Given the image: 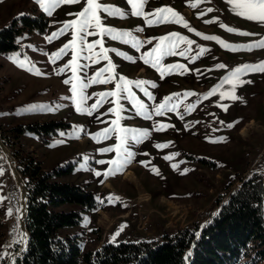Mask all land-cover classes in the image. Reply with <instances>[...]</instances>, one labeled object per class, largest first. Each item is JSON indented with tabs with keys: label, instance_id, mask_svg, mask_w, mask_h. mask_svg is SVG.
<instances>
[{
	"label": "rangeland",
	"instance_id": "374dc122",
	"mask_svg": "<svg viewBox=\"0 0 264 264\" xmlns=\"http://www.w3.org/2000/svg\"><path fill=\"white\" fill-rule=\"evenodd\" d=\"M99 2L115 6L125 13L131 11V6L126 0ZM33 6L40 8L35 0H0V26L9 25L13 17L25 14ZM84 6L85 0L72 5H60L51 16L48 15L50 28L46 34L26 35L19 40L17 49L8 54H0V79H3V88L0 91V125L4 130H9L18 124L52 120H63L70 124V127L60 129L57 134L48 137L47 142L34 134L25 135L23 142L36 153L45 170L70 162L75 163L74 173L64 180L88 186L96 195L99 207L84 212L81 225L71 228L72 233L81 235L85 251H94L104 242H113V234L122 225L123 230L113 243L161 242L165 233L174 234L182 229H190L199 234L218 213L220 204L228 194L238 188L243 178L253 172L264 175V73L253 72L242 77L251 83L237 85L235 95L241 99H222L220 95L232 87L223 83L229 71L244 63L264 61V49L232 51L224 48L218 41L204 39V35L220 37L233 45L248 44L264 38V24L238 16L231 10L227 0H147L144 12L149 13L156 8L169 6L183 16L191 28L203 34L200 36L185 28L183 23L147 25L143 17H109L101 11L102 23L106 26L129 30L142 41L151 40V43H144L136 49L122 40H112L106 35L103 37L105 48L118 49L119 52L133 57V60H128L115 52L108 53L116 66L114 71L118 74L117 78L122 75L129 80L151 81L157 85H145L155 97L154 100L132 86V91L149 105L150 109L153 105L163 102L164 97L174 93H194L179 98V112L183 119L170 111L161 116H153L151 120L145 119L135 114L128 101L122 100L125 108L122 115L127 118L121 121V125L148 129L150 135L142 143L133 146L132 150L137 155L122 171L105 178L103 175L95 176L94 172L104 173L109 165L98 164L97 161L113 159L115 153H101L98 149L112 146L117 141L113 136L111 139L97 142L92 139V135L111 125V121L116 117L115 114L109 113L108 109L115 105L104 103L92 115H87L77 112L70 100L61 99L72 94L70 86L63 83L64 79L71 78L72 73L67 71L57 74L54 69L63 67L71 59L72 51L69 50L67 55L55 63L50 62L49 56L67 43L72 38V33L69 32L51 42L46 39L62 27L63 21L75 19L69 14L81 11ZM209 8L213 11L208 12ZM206 20L216 22L205 23ZM221 23L256 35L229 32L220 27ZM139 28H143V31H137ZM173 32L186 36L195 43L191 45L190 55L169 56L162 61L163 65L183 64L186 70L166 73L161 78L160 72L150 64H145L141 56L158 43L156 38ZM100 38L89 36L87 39L88 42H93ZM180 47L185 48L187 45L181 44ZM200 47L208 51L193 60L192 57L196 56ZM95 51H100L99 45ZM14 55H18L20 60L30 58L43 75L27 71V67L31 66L29 64H26L25 68L19 67L9 58ZM79 62L87 63L88 67L86 70H78L77 74L88 77L95 75L96 71L108 64L107 60H99L98 63L84 60ZM220 63L227 67L217 68L216 65ZM107 75L105 73V77ZM219 84H223V87L205 98V95ZM114 87L115 82L90 86L87 94L91 98L87 105L91 106L100 99L93 95L94 93L111 91ZM109 100L114 98L110 97ZM56 104L66 106L55 111H49L47 107H29ZM189 105H192L191 110H187ZM221 105L227 106V111ZM154 121L169 127L155 131ZM221 121L224 124H221ZM235 121L239 122L235 123L234 127H226ZM75 126H82L84 130L79 138L71 135ZM218 137H225L226 140L212 142ZM58 140H63L64 143L57 144ZM156 144L168 146L157 148ZM8 155V152H5L4 162L2 160L0 164L3 169V175H0V194L6 197L0 203V253L6 251L16 260L22 255L26 244L13 241L19 240V234H26V231L21 212V190L15 169L7 159ZM11 155L17 166V159L12 151ZM85 156L88 157L87 161L84 160ZM165 156H170L171 159L165 160ZM81 164H84L87 170L81 169ZM173 164L178 167L173 168ZM153 168L157 169L159 174L153 172ZM184 169L189 171L181 174ZM110 195L119 199L108 202L107 197ZM101 200L104 202L100 203ZM9 208H12L11 216L7 215ZM17 208L20 213H17ZM14 228L17 230L15 235ZM5 245L11 246L5 248ZM0 264H12V261L5 257L0 260Z\"/></svg>",
	"mask_w": 264,
	"mask_h": 264
},
{
	"label": "trees",
	"instance_id": "16d2710c",
	"mask_svg": "<svg viewBox=\"0 0 264 264\" xmlns=\"http://www.w3.org/2000/svg\"><path fill=\"white\" fill-rule=\"evenodd\" d=\"M49 28V16L33 6L13 17L9 25L0 26V54L17 49L24 36L46 34ZM0 127L2 141L17 159L27 189L29 239L15 264H264L262 173L243 178L199 234L182 229L165 233L161 242H104L94 251H85L81 235L72 233L71 228L81 225L84 212L99 207L96 195L88 186L64 180L74 173L75 163L45 170L36 153L23 142L27 134L47 142L70 124L52 120L18 124L9 130ZM0 157L1 164L5 159L1 147Z\"/></svg>",
	"mask_w": 264,
	"mask_h": 264
},
{
	"label": "snow or ice",
	"instance_id": "6c2138e0",
	"mask_svg": "<svg viewBox=\"0 0 264 264\" xmlns=\"http://www.w3.org/2000/svg\"><path fill=\"white\" fill-rule=\"evenodd\" d=\"M35 2L39 5V7L46 13L51 16L53 11L59 7L60 5L68 4H77L80 3L81 0H35ZM126 2L131 6L130 13H125L123 10L112 6L105 5L99 2V0H85V6L81 11L72 13L69 15H73L75 19L65 20L62 22V27H60L57 31L51 33V35L47 36L46 39L51 42L60 36H63L69 32L72 33V38L55 53H52L49 56V60L51 63H55L58 59L67 55L69 50L72 51L71 59L64 64L63 67H59L54 69L57 74H63L67 71H71V78L64 79L63 83L70 86V92L72 93L70 96L62 97L61 99L70 100L75 107V110L81 114L92 115L99 107H101L104 103H113L115 106L108 109L109 113L115 114V119L111 121V125L109 127L104 128L102 131H99L92 135V139L100 142L101 140H108L115 136L116 143L112 146L103 147L98 149L101 153H115L113 159L110 160H98V164H107L109 168L101 173L100 171H95L94 175L99 177L103 175L107 178L109 175H115L116 173L122 171L130 161L137 155L136 152L132 150L133 146L136 144H140L146 139L150 133L148 129H139L134 127H125L121 125V121L126 119L127 117L123 116L122 113L125 111L124 105L121 103L122 100L128 101L133 108V111L138 116H143L145 119L151 120L153 116H161L166 112H175L177 115H180L179 112V98L184 95H193L194 93L185 92V93H174L171 96L164 97L163 102L160 104H155L152 108H149V105L145 104L142 100H140L136 94L132 91V86L134 85L136 88L140 89L149 99L154 100L155 97L151 92L145 87L146 84L151 85L152 87H156L157 85L151 81L145 80H129L124 76L120 75L117 78L118 74L115 73V65L112 63L110 57L108 56L109 52H115L120 56H124L125 59L133 60V57L127 56L125 53L119 52L118 49L114 48H105L103 44V37L106 35L110 37L112 40H122L124 43H130L136 49H139L144 43H151V40L142 41L138 37L134 36L129 30H117L114 27L106 26L102 23V19L100 16V12L103 11L109 17H119L126 18L127 15L143 17L147 25L160 24V23H183L185 28H189L190 31L196 32V29L191 28L186 21H184L183 16H181L178 12L173 10L169 6H163L160 8L154 9L152 12L146 13L144 12V6L147 3V0H126ZM227 3L230 5L231 10L236 13L240 17H244L249 21H258L264 24V0H227ZM195 7V5H193ZM208 12L213 11V9H207ZM23 15V13L21 14ZM203 15V13H201ZM152 17V18H150ZM215 20H206L205 23H214ZM221 28H225L229 32L237 33L240 35H256L255 33H249L247 31H243L240 29H236L233 27H229L223 23L220 24ZM137 31H143V28L137 29ZM196 35H203L200 32H196ZM89 36H99L100 39H96L93 42H88ZM158 43L147 53L141 56L145 64H150L153 68L157 69L160 72L161 78L164 77L166 73L171 74L178 70H186V66L183 64H168L163 65L162 61L165 57L176 56L179 55L181 57L188 56L191 54L192 48L191 45L195 43V41L190 40L186 36H182L179 33H170L168 35L160 36L156 38ZM204 39L206 40H215L218 41L224 48L230 49L232 51H237L239 49H264V38H261L257 41L248 44L242 45H233L230 43H226L220 37L214 35H204ZM181 44L187 45L185 48H181ZM97 45L100 47V51H95ZM208 49L204 47H200L196 56H193L192 59L195 60L199 56H202ZM14 62L18 64L19 67L25 68L26 64L31 66L27 67V71L33 72L35 75H43L39 68H36L34 63L31 62L30 58L25 57L24 60H20L18 55H14L9 57ZM91 61L92 63H98L99 60H107L108 64L105 67L100 68L96 71L95 75L88 76H80L77 74L78 70H86L88 64H81L79 61ZM217 68L223 69L227 66L223 63L217 64ZM198 71V70H197ZM253 72H261L264 73V61H260L258 63H244L239 65L229 71L228 75L224 77L223 83L230 84L232 87L229 91L221 92V98H228L233 101L241 99L235 95V90L237 85H243L244 83H251L250 80H243L242 77ZM105 73H107V77H105ZM115 82L114 90L105 91L100 93H94L93 95L100 97L94 104L91 106L87 105L88 100L91 98L87 94V89L94 84H108ZM223 87V84H219L214 87L211 91H209L205 98L208 96H212L215 94L220 88ZM112 97L114 100H109ZM66 105L56 104L55 106H45V105H31L30 108H44L47 107L49 111L58 110L61 107H65ZM225 111H227V106L221 105ZM192 105H189L187 110H191ZM180 118L183 119V116L180 115ZM239 121H235L232 124H227L226 127H234L235 123ZM224 124L223 121L220 122ZM169 127V125L160 124L159 122L153 123V130L161 131L165 128ZM82 126H75L74 131L71 134L75 138H79L81 132H83ZM63 135V134H62ZM225 137H218L216 140L212 142H223L225 141ZM57 144L64 143L63 140L56 141ZM167 144H156L157 148L167 147ZM147 155V153H145ZM178 155V154H177ZM3 157H0L2 159ZM165 160H170V156H165ZM84 160L87 161L88 157L85 156ZM142 164L148 165L141 161ZM173 168H177L178 165L173 164ZM81 169L87 170L84 164H81ZM153 172L158 173V170L153 168ZM189 169H184L181 174H186ZM0 175H3V169L0 167ZM103 183V181H101ZM6 199L2 194H0V203ZM99 199V198H98ZM119 197L114 195H110L107 197L108 202H113L114 200H118ZM104 201L101 200L100 203ZM17 213H20V209H16ZM13 214L12 208L8 209L7 215L11 216ZM124 225H122L116 233L113 234L112 241L114 242L116 236L119 235L120 231L123 230ZM16 229H13V234H16ZM19 240H14L13 243L26 244L27 236L24 233L19 234ZM11 245H5L7 248ZM190 255V253H189ZM5 257H8L12 264H14L15 257L10 256L6 251L4 253H0V260H3Z\"/></svg>",
	"mask_w": 264,
	"mask_h": 264
},
{
	"label": "water",
	"instance_id": "95a60500",
	"mask_svg": "<svg viewBox=\"0 0 264 264\" xmlns=\"http://www.w3.org/2000/svg\"><path fill=\"white\" fill-rule=\"evenodd\" d=\"M0 146L2 148V153L5 155V152H8L9 154V161L11 162V167L15 168V172L17 174V183L20 187L21 190V201H22V209L21 212L24 216V228L26 230V235H27V243H28V239H29V233L27 231L26 228V217H27V189H26V184L25 181L23 179V177L21 176L16 164L14 163V157L11 155V151L7 148V146L3 143L1 135H0ZM13 161V162H12ZM27 243L25 248L27 247ZM25 248L22 250V252L25 250Z\"/></svg>",
	"mask_w": 264,
	"mask_h": 264
},
{
	"label": "bare ground",
	"instance_id": "6f19581e",
	"mask_svg": "<svg viewBox=\"0 0 264 264\" xmlns=\"http://www.w3.org/2000/svg\"><path fill=\"white\" fill-rule=\"evenodd\" d=\"M8 160H9V155H8V158H7ZM6 162H7V160H6ZM15 169V168H14ZM25 229V228H24ZM26 231V230H25Z\"/></svg>",
	"mask_w": 264,
	"mask_h": 264
},
{
	"label": "built area",
	"instance_id": "2783aa9c",
	"mask_svg": "<svg viewBox=\"0 0 264 264\" xmlns=\"http://www.w3.org/2000/svg\"><path fill=\"white\" fill-rule=\"evenodd\" d=\"M3 162H4V160H3Z\"/></svg>",
	"mask_w": 264,
	"mask_h": 264
}]
</instances>
